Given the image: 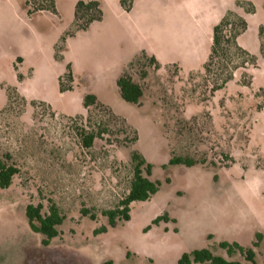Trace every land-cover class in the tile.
Masks as SVG:
<instances>
[{"label": "rangeland", "instance_id": "1", "mask_svg": "<svg viewBox=\"0 0 264 264\" xmlns=\"http://www.w3.org/2000/svg\"><path fill=\"white\" fill-rule=\"evenodd\" d=\"M27 1L0 0V159L20 170L0 190V264H177L204 249L244 264L224 243L257 244L264 264V0H133L131 10L123 0H55L56 14H29ZM92 1L102 21L67 36L77 3ZM229 12L247 23L238 45L255 66L213 92L204 67ZM142 53L159 67L130 70L144 91L132 105L117 83ZM88 95L125 119L138 143L83 148ZM132 150L152 165L160 192L110 227L101 213L129 192ZM173 156L199 165L169 166ZM49 200L65 221L46 247L26 210L42 203L47 212ZM164 214L169 221L153 226Z\"/></svg>", "mask_w": 264, "mask_h": 264}, {"label": "trees", "instance_id": "2", "mask_svg": "<svg viewBox=\"0 0 264 264\" xmlns=\"http://www.w3.org/2000/svg\"><path fill=\"white\" fill-rule=\"evenodd\" d=\"M129 2L127 10H131L133 0H123V4ZM27 7L31 9L29 14L39 12H49L56 14L55 0H28ZM254 8L249 5L248 13H253ZM103 12L100 3L78 2L75 8V20L72 30L67 36H73L78 32L87 31L95 22H101ZM246 21L233 12L227 13L220 23L214 28L213 44L209 59L204 67L205 82L211 84L214 91L224 89L234 78V74L238 69L248 70L249 67L255 66V59L238 45V38L246 31ZM65 41V38L63 39ZM61 58V57H60ZM143 61H148L149 67L158 68L159 65L155 58L148 57L142 53L140 58L129 64L127 70L119 79L117 86L123 101L132 105H140L144 95L143 88L136 83L130 74V70ZM72 81V74L68 75ZM71 89V88H70ZM64 88H62V91ZM85 107L88 115L79 117L86 124L81 125V140L83 148L93 149L98 140L105 141L112 145L113 143L125 142L134 146L138 143L139 137L137 131L132 128L125 119L117 116L109 107L99 103L96 97L88 95L85 98ZM120 126L121 135L115 134L116 127ZM9 161L0 159V190L9 189L14 182L15 177L20 173L19 168L10 163L11 157H7ZM225 159L231 160L228 156ZM201 164H205L204 162ZM132 179L130 181L129 192L126 197L120 201L115 209L105 210L101 215L107 219L110 227H115L119 222H129L131 220V206L134 203H146L151 201L159 192L161 184L151 179L153 167L147 162L144 156L135 150L131 152ZM199 163L189 157L173 156L169 162V166H185L192 168ZM42 203L38 205L30 204L26 210V217L30 229L44 237L43 244L48 247L51 241L59 237L58 228L65 221L59 206L53 201H48L47 212ZM85 216H89L91 220H96L97 215L92 211L84 210ZM167 214L158 217L153 221V226H159L162 222H168ZM151 228L147 229V232ZM100 232H107L103 228ZM220 247L229 252L230 255L241 254L244 258V264H256L257 244L254 248H242L237 244H221ZM105 264H113L109 261ZM177 264H241L239 262H229L223 258L212 254L208 249L194 251L191 254H184Z\"/></svg>", "mask_w": 264, "mask_h": 264}]
</instances>
